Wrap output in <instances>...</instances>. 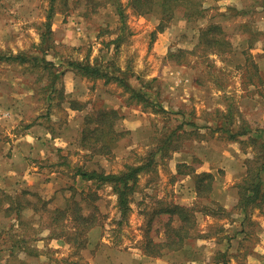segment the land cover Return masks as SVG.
Here are the masks:
<instances>
[{
    "label": "rangeland",
    "instance_id": "obj_1",
    "mask_svg": "<svg viewBox=\"0 0 264 264\" xmlns=\"http://www.w3.org/2000/svg\"><path fill=\"white\" fill-rule=\"evenodd\" d=\"M119 1L123 20L103 0H0V54L26 56V62L0 60V188L35 204L20 217L0 212V264H131L135 258L152 264L141 245L151 236L164 239L168 215L162 209L194 200L196 210L205 204L214 210L205 196L190 201L194 180L178 172L187 168L176 166L180 156L213 153L214 143L244 154L255 150L246 134L240 141L228 138L222 114L230 112V128L264 127V107L246 104L264 98V0H205L204 15L196 20L162 19ZM210 23L227 40L207 46L200 34ZM178 49L180 62L169 56ZM47 61L53 65L46 68ZM70 61L113 63L108 71L126 70L130 84L159 91L168 112L136 104L117 81L84 74ZM112 108L118 138L104 154L95 137L87 145L81 137L99 124L101 111ZM181 122L187 132L180 151L157 153L152 168L139 173L124 215L110 184L76 173L140 164ZM212 162L194 166L206 171ZM76 208L90 217L89 225L76 226ZM196 214L195 233L204 236L158 257L171 264H214V214ZM235 259L243 263L242 255Z\"/></svg>",
    "mask_w": 264,
    "mask_h": 264
},
{
    "label": "trees",
    "instance_id": "obj_2",
    "mask_svg": "<svg viewBox=\"0 0 264 264\" xmlns=\"http://www.w3.org/2000/svg\"><path fill=\"white\" fill-rule=\"evenodd\" d=\"M105 3L114 4L117 9L119 19L123 20L124 13L119 0H103ZM205 0H129V4L140 12L153 11L160 14V17L164 19L174 18L176 16L184 17L187 20H196L204 15L203 3ZM53 10V6L49 7V11ZM52 12L47 15L46 25V36L49 37V27L51 24L50 18ZM214 23L208 24L205 28L201 29V36L205 38L207 46L214 45L216 42L227 40L224 33L214 34V28H217ZM119 39L116 38L114 42L118 43ZM44 44V42H43ZM117 44V45H118ZM181 53L183 50L177 52L170 51V59L180 62ZM14 60L19 59L21 62H26V56L22 54L16 55H1L0 60ZM33 63H36L35 60ZM37 64V63H36ZM46 68L49 65H53L51 62H46ZM69 65L75 70L81 71L84 74L92 75L94 77H103L106 82L110 80L117 81L124 88L125 91L129 92V98L135 99V103L141 104L143 107H150L153 112H168L159 100L160 92L153 90L150 84H138L136 86L130 84L128 79H126V70L108 71V68L113 67L111 65L102 66L100 63H89L88 61H70ZM115 67V66H114ZM155 80V79H153ZM132 102V100H130ZM76 108V107H74ZM110 111H101L99 114L98 122L94 128L87 127L85 132H82L81 142L84 145L92 142L95 137L96 142H100V148L97 149L100 153H110L111 146L117 140V132H115V120L117 118V110L109 109ZM222 116L227 118V126H224V130L227 132L229 139L234 141H240L242 135H248L251 141L254 143L255 152L251 157L245 159L246 165V175L242 180L236 182V190L238 195L237 207L238 209L246 210L248 207L261 206L264 205V127L255 126L254 128H249L251 125L246 123H241L237 128H230L231 124L230 112L223 113ZM179 124L178 127L170 131L168 134L163 135L159 138L157 144L151 147L148 151L145 159L140 164L128 165L124 170L120 172H106L97 169H79L76 173L81 175L82 179L92 181L99 185L110 184L114 192L118 195V203L120 207V212L122 215L125 214L129 208V201L131 195L135 192V187L139 177V173L144 170L152 168L156 163V154L160 155L168 154L170 150L180 149L182 146V136L187 132L184 125ZM225 125V123L223 124ZM183 127V128H182ZM191 132H198V130H192ZM99 138V139H98ZM107 147V148H106ZM171 148V149H170ZM177 167L185 168L187 167L185 163H178ZM186 170H178L180 174H190L192 173L194 184L197 193L200 197L207 196L212 188V182L214 175L208 171H202L199 173H194L190 168H185ZM30 193V192H29ZM35 204L29 199L24 197V195L17 194L12 195L5 190L0 188V212L5 215L16 214L21 216V211L25 208L33 207ZM75 212L72 214L74 220L77 221L76 226L82 223L86 225L90 221V217L84 216L81 213ZM201 211L204 214H214L216 211L213 210L208 205H203L202 208L196 210L195 206H185L181 204H169L166 208L162 209L160 212L168 215L167 221L164 224V239L156 240L154 237H149L141 245L142 251L148 255H160L164 250H178L182 249L189 239H193L196 236H204L203 234L195 233V227L197 224L196 213ZM159 213V212H158ZM65 213H63L64 215ZM62 216V215H61ZM57 218V217H55ZM60 218V217H59ZM174 220L177 223L174 224ZM81 226V225H80ZM79 230V228H77ZM80 232V230H79ZM214 264H228V259L225 253H218L215 257ZM221 261V263H220Z\"/></svg>",
    "mask_w": 264,
    "mask_h": 264
},
{
    "label": "crops",
    "instance_id": "obj_3",
    "mask_svg": "<svg viewBox=\"0 0 264 264\" xmlns=\"http://www.w3.org/2000/svg\"><path fill=\"white\" fill-rule=\"evenodd\" d=\"M246 104L250 106L258 104L260 108H263L264 98L261 95L255 96L253 99L246 100ZM217 124L216 119L214 120V126ZM204 125L206 127L208 123ZM203 149L206 151V148ZM210 149L213 153L198 154L196 152L190 158L188 153L182 151L180 153L184 152L183 156H180L176 164L185 163L187 168L193 170L194 173H199L202 171L196 170L197 168L194 166L196 161H203L204 163L214 160V164L212 162L210 166L211 168L206 170L214 175V179L211 191L205 196L206 200L214 203L215 210H220L214 212V253H225L228 264H238L235 258L239 255H242V264H264V205L248 207L246 210L238 209V195L235 187L236 182L242 180L246 175L245 159L251 157L255 150L251 149V153L244 150V154L237 147L223 143H214V147L211 146ZM179 151L178 149L173 150V152ZM185 175H189L193 179L192 173ZM192 192H194V196L190 198V201L196 197L202 198L198 195L195 184ZM192 202L194 200L187 204L181 203V205L192 206ZM204 215L212 216V214ZM216 218H219V220ZM204 233L205 231L202 232V234ZM148 256H151L152 264H171L158 257V255ZM138 261L141 260L135 258L131 264H139Z\"/></svg>",
    "mask_w": 264,
    "mask_h": 264
}]
</instances>
